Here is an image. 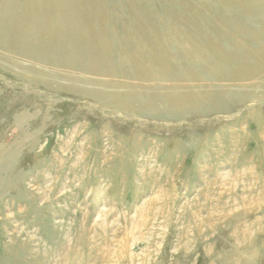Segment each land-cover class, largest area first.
<instances>
[{
	"label": "rangeland",
	"instance_id": "1",
	"mask_svg": "<svg viewBox=\"0 0 264 264\" xmlns=\"http://www.w3.org/2000/svg\"><path fill=\"white\" fill-rule=\"evenodd\" d=\"M101 13L110 75L0 23V264H264V1Z\"/></svg>",
	"mask_w": 264,
	"mask_h": 264
},
{
	"label": "bare ground",
	"instance_id": "2",
	"mask_svg": "<svg viewBox=\"0 0 264 264\" xmlns=\"http://www.w3.org/2000/svg\"><path fill=\"white\" fill-rule=\"evenodd\" d=\"M2 1H4V4H0V9L2 8L4 13L0 14V23L4 21H8L7 23L8 26L14 29L13 31H15V34L13 35V37H14L15 45L24 43L30 49L44 48V47L48 48L51 46L55 48L54 52L55 53L57 52V55L65 54L66 56L77 58L82 56L81 55L82 45H79V43L85 42L89 46V54H92L94 56L92 59L91 67L89 68L88 71L93 74H96L97 76L101 74L110 75L114 73L112 68L103 67V63L105 62V64H107L108 61V58L106 56V54L109 51L108 45L106 43H103V45L98 48L97 46L91 44L92 42H95L97 39L98 41L102 40L99 37H101L106 31L107 23L103 21V18H105L103 14L105 13H101V9L105 10V0H28L27 3L28 8L27 9L23 8V10L21 7L20 9H18L17 7L12 5L16 0H2ZM12 10L16 11V13L17 10H20V20L17 19L15 15H13ZM50 10L54 11V14H56L55 16L56 18L55 17L50 18L53 19V21L49 19ZM78 10H80L81 13ZM23 11H26V13L24 14ZM94 12L98 13V15L94 14ZM77 14H79L78 17L75 16ZM34 18L37 20V23L39 24L40 28L43 31H48L51 34V38L48 39L46 38L49 42L43 40L35 41L32 34L29 36L27 35L28 27H26V25L30 27L31 24H27L26 23L27 21L25 22V20L34 19ZM82 18H84L83 22L81 21ZM28 29L32 31L31 28ZM17 47L18 46H16V48ZM124 60L126 62H129L130 64L132 63L138 66L139 73L136 75L137 77H139L141 81L145 83H149L156 80V73L154 71L158 70L159 67L158 59L157 61L154 62V68L152 69H149V66H144L143 64H141V61L135 56H131L130 58ZM259 64H260L259 67H264L263 60L260 61ZM67 76L74 77V75L72 76L67 75ZM84 81L89 82V79L85 78ZM146 87L150 88L149 84Z\"/></svg>",
	"mask_w": 264,
	"mask_h": 264
}]
</instances>
